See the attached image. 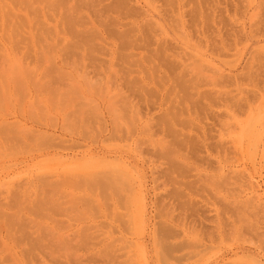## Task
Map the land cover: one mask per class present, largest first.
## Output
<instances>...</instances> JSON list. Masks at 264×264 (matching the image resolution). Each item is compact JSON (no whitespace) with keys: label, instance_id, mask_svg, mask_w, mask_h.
<instances>
[{"label":"rangeland","instance_id":"1","mask_svg":"<svg viewBox=\"0 0 264 264\" xmlns=\"http://www.w3.org/2000/svg\"><path fill=\"white\" fill-rule=\"evenodd\" d=\"M0 264H264V0H0Z\"/></svg>","mask_w":264,"mask_h":264}]
</instances>
